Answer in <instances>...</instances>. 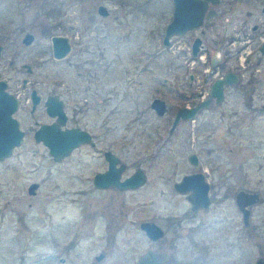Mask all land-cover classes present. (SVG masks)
<instances>
[{"label": "rangeland", "instance_id": "374dc122", "mask_svg": "<svg viewBox=\"0 0 264 264\" xmlns=\"http://www.w3.org/2000/svg\"><path fill=\"white\" fill-rule=\"evenodd\" d=\"M263 5L209 0L202 25L165 44L172 0H0V77L20 85L32 76L24 64L34 63L43 91L74 88L78 102L87 95L95 104L80 124L126 162L124 174L136 165L146 174L133 189H97L91 178L104 157L88 145L58 161L34 140L33 152L18 148L0 159V264H158L160 255L166 264H252L264 246ZM27 31L34 35L29 43ZM54 34L71 37L74 56H53ZM196 35L202 49L194 61ZM236 38L245 43L241 50ZM217 60L253 86L246 105L230 100L227 114L201 112L197 134L184 123L170 130L175 107L184 103L180 93L207 90ZM87 84L95 87L93 96ZM155 96L168 105L163 114L151 107ZM234 106L240 108L238 133L232 132ZM216 117L223 119L212 131L209 120ZM192 150L207 158L213 183L212 203L196 211L173 185L194 168L187 159ZM33 181L38 186L29 193ZM240 188L262 198L251 205L248 224L233 195ZM147 219L164 229L162 238L151 240L140 228Z\"/></svg>", "mask_w": 264, "mask_h": 264}, {"label": "water", "instance_id": "95a60500", "mask_svg": "<svg viewBox=\"0 0 264 264\" xmlns=\"http://www.w3.org/2000/svg\"><path fill=\"white\" fill-rule=\"evenodd\" d=\"M173 9L172 17L166 23L163 32V43L167 44L174 34H182L189 29H195L204 22V15L209 7V0H172ZM98 11L102 14L108 12L104 4L98 6ZM34 35L27 31L23 36V41L29 43ZM202 38L196 36L192 41V53L196 54L200 49ZM52 54L54 57L61 58L70 50V41L67 35L54 34L51 36ZM2 45H0L1 50ZM260 49L264 52V42ZM236 80L233 71H227L224 77L216 78L211 85V92L217 96L222 95L223 86L233 83ZM7 82L0 79V158L10 154L12 147L20 143L21 132L17 128V121L11 116V112L15 109L17 102L11 94L5 89ZM198 103L193 107L179 108L174 115L170 126L172 130L180 117H193L196 111L206 104ZM151 107L157 114H163L167 110L166 101L158 96L151 100ZM264 107V104H263ZM90 133L85 129L67 128L60 130L53 125H43L36 132V138L43 141L48 147L50 154L55 160H61L65 155L69 154L74 146H77L89 138ZM105 156L109 160V167L104 171H99L94 176V182L99 186H117L120 189L135 188L142 185L146 180L144 169L138 166L132 173L121 178V173L125 168V163L121 162L118 166L115 163L118 156L110 150L105 151ZM195 154H190V159L194 161ZM174 188L186 194V198L190 201L192 209L196 210L200 207H207L211 203L208 193L209 183L204 178L203 172L186 173L179 180L173 183ZM38 182L33 181L28 186L29 193H35ZM235 200L240 208L243 218L248 222L250 216V206L259 200L257 191L246 190L240 188L235 191ZM140 228L152 239L160 237L164 230L153 220H143L139 224ZM102 252L96 255L100 260L103 257ZM253 264H264V259L259 257Z\"/></svg>", "mask_w": 264, "mask_h": 264}, {"label": "flooded vegetation", "instance_id": "af4514ba", "mask_svg": "<svg viewBox=\"0 0 264 264\" xmlns=\"http://www.w3.org/2000/svg\"><path fill=\"white\" fill-rule=\"evenodd\" d=\"M261 9L264 12V5L262 6ZM207 12H208V9L204 15V19L207 16ZM257 26H258V24H255L254 28H256ZM190 30H194V29H189L186 32H190ZM67 36H68L69 41H70V50L68 51V53L66 55H64L61 58H70L71 56L75 55L74 52H75L76 47L74 46V43L72 42V40H70L71 37L69 35H67ZM196 36L193 37V40ZM244 36H246V35L244 34ZM236 41L240 42V43H238V46H239L238 50H241V48L243 47V45L245 43H241L240 38L238 40L236 38L234 40V43H236ZM263 42H264V37H262L261 44L258 46L259 61L260 62H262L261 60L264 58V52H262V50L260 49ZM0 45H2V44H0ZM191 47H192V42H191ZM201 49H202V42H201V46H200V49L198 50V52L196 54L191 53V54H193L192 57H193L194 61H195L194 56H198L200 54ZM1 50H2V47H1ZM1 50H0V54H1ZM191 52H192V50H191ZM55 58H57V57H55ZM220 63H222V62L217 60L216 65H214V67L215 66H219V67L217 70H214L215 72L214 71L211 72L213 74V77L209 81V86H208L207 90L201 91V89H200L199 91H193V89H191L190 93H188V94L187 93H185V94L180 93L181 94L180 98L184 100L183 101L184 103L178 104L175 107L174 115H175V112L179 108H183L184 106L193 107L194 105H196L198 103H203V102L207 101L204 106H201L196 111V113L193 117H188V118L180 117V119L177 122V124H183L184 123L185 125H191L193 127L194 131L196 132V134L199 132L200 127L203 125V119L200 118L201 112H209V114H210L211 112L218 110L224 114H227L225 104L227 105V102L232 100L233 105L235 104V105H238L239 107H241L242 106L241 100H243L244 105H246L247 98H248L247 93H248L250 88L251 89L253 88V86L249 82L246 81L242 72L238 71V69L236 70L234 67L223 69L224 63H222L221 65H220ZM24 65L26 66V69L29 72V74H32V76L30 78L22 77V79L20 81V85L13 87V86L9 85L8 80H6L4 77H0V79L6 80L7 86L5 87V89L8 91L9 94H11L13 96V98L17 102L15 109L11 112V116L17 121V128L21 132L20 143L14 145L12 147L10 154L7 156H4L3 158L11 156L12 153L15 152L18 148H25V149L33 152L34 151V140L36 142H42L43 143L42 140L36 138L37 130L43 125H53L54 127H57L60 130L67 129V128H73V127L85 129L90 133V136H89L90 139L81 142L77 146H74L72 148V150L69 152V154L65 155L62 159H65L68 156H70L77 148H79L82 145L90 146L98 154L103 155L104 162H105V165L103 168L95 169L93 171V175L91 178V180H92L91 185H93L97 189L118 188L117 186H111V185L99 186L94 182L95 174L99 171H104L109 167V160L105 156V151L110 150L112 153L116 154L113 150H111L109 148H106L103 150L99 146L100 140H99L98 136L95 135L91 130L85 128L84 126H82L80 124V119H82V117L86 116L87 111L89 109L93 108V104H95V101L92 103L90 98H88L87 95H85L84 101L78 102V100L73 96L74 88H69L66 92H64V91L61 92L60 90L55 89V87H53L50 90L43 91L39 87V85H37L38 81L34 78V63H31V64L25 63ZM214 67H213V69H214ZM261 68L262 67H258V69L260 71H261ZM227 71H233L236 80L233 83H229V84L224 83L222 95L217 96L211 92V85L216 78L224 77L226 75ZM76 73H77L78 77H81L84 75V73L81 69H77ZM195 76L196 75L192 72L189 74V83L190 84H193L192 81H193V78ZM86 89L90 90V92L92 93V96H93V94L95 93V87L93 85L87 84ZM263 104H264V102L261 104L262 107H263ZM239 107L234 106V107L230 108V110H232L233 113L238 114V116H237L238 118H236L233 121V123H234L233 128H232L233 133H235L236 131H237V133L240 132V129H238V126L240 125V122H241L240 115H239V111H240ZM167 108H168V105H167ZM228 113L230 114V111H228ZM173 118H174V116H173ZM222 119H223V117H216L213 119L210 118L209 124L212 125L210 130L214 131L216 129V125L219 124ZM204 122L207 123V121H204ZM229 129H230V127H227L226 131L229 132ZM208 151H211V150H208ZM192 153L195 154L194 161H192L190 159V154H192ZM116 156H118V160L115 163V165L118 166L121 162H124V161H122V159L120 158V156L118 154H116ZM3 158H0V159H3ZM187 159L189 160V162H191L194 165V168L192 170L185 172L184 174L195 173V172H203L204 173V178L209 183L208 193L210 195L211 203H212L213 196L211 195L210 190L213 187V183L211 182V179L209 178V175H208L210 173V171H209L210 167L206 164V161L204 160L207 158L203 159L202 156L200 157V154L197 151L192 150L187 154ZM124 163H125V168L121 173V178H124L130 174V173L124 174V171L127 168L126 162H124ZM138 166H140V165H136L135 168H137ZM140 167H142V166H140ZM118 189H120V188H118ZM127 189H133V188H127ZM121 190H126V189H121ZM233 195H234V199H235V192L233 193ZM260 201H262V198L259 196V200L256 203H258ZM235 202H236V200H235ZM256 203H254V204H256ZM190 206H191V203H190ZM207 207H200L196 210H199L201 208H207ZM251 207L252 206H250L251 212H250L248 222H246L244 220L243 214H242V218H243V221L245 224L250 223V217H251V213H252ZM191 209H192V207H191ZM192 210L196 211L194 209H192ZM164 234L165 233H163L160 237H158L156 239H152L147 234L146 235L151 240H157L159 238H162L164 236ZM261 248H262V250H261V252L257 258L261 257L264 259V246L262 245ZM103 256H104V254H103ZM256 259L254 260V262L256 261ZM159 260L160 261L158 264H163V263L166 264L165 258L163 256L160 255Z\"/></svg>", "mask_w": 264, "mask_h": 264}, {"label": "trees", "instance_id": "16d2710c", "mask_svg": "<svg viewBox=\"0 0 264 264\" xmlns=\"http://www.w3.org/2000/svg\"><path fill=\"white\" fill-rule=\"evenodd\" d=\"M151 264H154L153 262H151Z\"/></svg>", "mask_w": 264, "mask_h": 264}]
</instances>
